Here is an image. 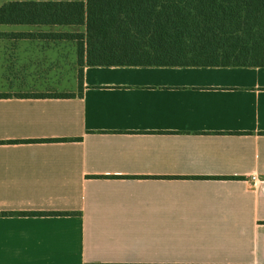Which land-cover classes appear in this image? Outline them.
Returning a JSON list of instances; mask_svg holds the SVG:
<instances>
[{"label": "crops", "instance_id": "1", "mask_svg": "<svg viewBox=\"0 0 264 264\" xmlns=\"http://www.w3.org/2000/svg\"><path fill=\"white\" fill-rule=\"evenodd\" d=\"M24 1L87 0L0 5ZM85 30L0 24V264H264V67L86 66L81 91L76 42L39 34Z\"/></svg>", "mask_w": 264, "mask_h": 264}, {"label": "trees", "instance_id": "2", "mask_svg": "<svg viewBox=\"0 0 264 264\" xmlns=\"http://www.w3.org/2000/svg\"><path fill=\"white\" fill-rule=\"evenodd\" d=\"M0 24L84 25L39 34L76 42L81 91L86 66L264 67V0L9 2L0 5ZM48 213L65 214L20 212Z\"/></svg>", "mask_w": 264, "mask_h": 264}, {"label": "built area", "instance_id": "3", "mask_svg": "<svg viewBox=\"0 0 264 264\" xmlns=\"http://www.w3.org/2000/svg\"><path fill=\"white\" fill-rule=\"evenodd\" d=\"M250 182H251V185L255 187L259 182L258 176L256 174L252 175L250 178Z\"/></svg>", "mask_w": 264, "mask_h": 264}, {"label": "rangeland", "instance_id": "4", "mask_svg": "<svg viewBox=\"0 0 264 264\" xmlns=\"http://www.w3.org/2000/svg\"><path fill=\"white\" fill-rule=\"evenodd\" d=\"M71 53L70 49H68V55Z\"/></svg>", "mask_w": 264, "mask_h": 264}]
</instances>
